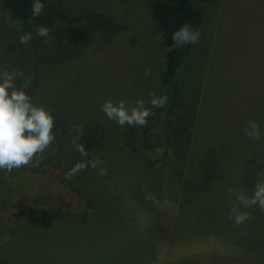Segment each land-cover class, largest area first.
Listing matches in <instances>:
<instances>
[{
  "label": "rangeland",
  "instance_id": "1",
  "mask_svg": "<svg viewBox=\"0 0 264 264\" xmlns=\"http://www.w3.org/2000/svg\"><path fill=\"white\" fill-rule=\"evenodd\" d=\"M14 1L0 0V51ZM170 1L111 0L98 39L72 62L43 69L36 104L72 123L71 145L93 126L91 157L107 175L98 167L86 181L81 173L66 179L71 145L57 137L28 166L0 170V264H264V213L239 205L250 219L236 226L227 195L231 187L251 196L264 171V0H196L201 35L179 85L183 102L199 109L188 168L177 178L149 175L122 146L123 132L139 126L101 111L108 99L148 106L149 94L160 93L176 30ZM249 120L260 126L259 141L244 134ZM77 185L97 199L93 211H76V228L53 211L78 208L68 203Z\"/></svg>",
  "mask_w": 264,
  "mask_h": 264
},
{
  "label": "trees",
  "instance_id": "2",
  "mask_svg": "<svg viewBox=\"0 0 264 264\" xmlns=\"http://www.w3.org/2000/svg\"><path fill=\"white\" fill-rule=\"evenodd\" d=\"M33 2L34 0H17L10 7L9 17L4 25L5 46L0 51V73L12 69L20 70L23 74L16 78V87L25 90L33 98V102L37 103L43 69L72 62L98 39L106 27V10L111 0H41L44 11L35 20H32ZM197 5L196 0L170 1L171 11L176 15L175 32L185 24L194 26ZM34 25L49 27V36H37ZM26 33H31L33 38L28 43L21 44L19 38ZM193 48L194 45L191 44L172 47L167 54L165 68L160 76V93L156 95L157 97L166 96V105L163 108H151L149 103L148 107L153 114L148 118L146 125L127 128L122 134V146L134 154V159L140 160L149 175H163L169 171L177 178L178 172L182 174L185 168H188V156L193 143V129L198 118L199 105L190 107L183 102L179 76ZM52 115L54 117L52 131L58 138V142L71 145L69 141L74 131L72 123L57 111H52ZM90 129L85 128L75 140L85 146L86 151L89 152L87 157L81 156L76 151L75 145L69 147L65 162L70 169L80 161L92 160L93 126ZM153 153L160 154L161 159L156 161L151 159L150 154ZM90 168L89 166L79 172L85 181ZM66 169L70 170L68 167ZM58 179L65 187L69 186L66 179H60V177ZM178 180L182 181V176H179ZM44 184L41 180H37L35 186L38 188ZM51 186L56 187L54 189L57 191L56 183L51 182ZM48 191L54 192L53 189ZM49 192L41 196L45 202H51ZM74 192L77 201L70 198L68 203H77L78 208L65 209V211L59 209L53 212L70 219L77 228L82 224L81 214L76 211L84 210L85 214L86 211H93L97 197L95 199L93 193L90 194L91 196L85 195L83 188L78 185Z\"/></svg>",
  "mask_w": 264,
  "mask_h": 264
},
{
  "label": "clouds",
  "instance_id": "3",
  "mask_svg": "<svg viewBox=\"0 0 264 264\" xmlns=\"http://www.w3.org/2000/svg\"><path fill=\"white\" fill-rule=\"evenodd\" d=\"M32 9V20H35L44 11V4L41 0H34ZM34 27L37 36H49V27L43 25H34ZM200 35V29L193 30L190 24H185L173 34L172 39L175 42L173 46L182 47L187 44H197ZM32 38L31 33H26L20 36L19 42L26 44ZM89 55L91 56V51H89ZM22 74L18 69L0 73V170L7 172L28 166L34 156L43 154L55 140L52 131L54 128L52 109L37 105L25 90L16 87L15 80ZM149 74L150 70L145 69L144 75L148 76ZM149 95L151 108H163L166 105V96L157 97L155 92ZM151 108L146 105L143 99H138L135 104H130L123 99L118 102L108 99L102 104L101 111L109 120L116 121L120 126L142 127L146 125L148 118L153 114ZM243 131L251 140L259 141L261 139V129L255 120H249ZM75 148L81 156H88L89 152L86 151L82 143H76ZM261 150L264 151V148ZM102 163L99 160L80 161L66 173L65 178L70 180L89 166L93 169L99 167V174L105 176L107 169L101 166ZM258 175L260 179L254 185L251 196L243 190L234 191L231 187L227 188V195L235 197L229 219L233 220L236 226L250 219L249 213L242 212L239 205H243L245 208L258 207L264 213V171ZM220 254H224L222 249Z\"/></svg>",
  "mask_w": 264,
  "mask_h": 264
}]
</instances>
